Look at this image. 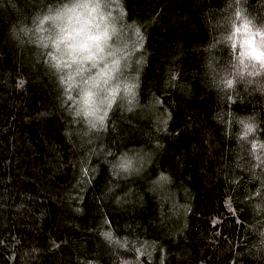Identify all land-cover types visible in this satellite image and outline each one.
Masks as SVG:
<instances>
[{"label": "trees", "instance_id": "obj_1", "mask_svg": "<svg viewBox=\"0 0 264 264\" xmlns=\"http://www.w3.org/2000/svg\"><path fill=\"white\" fill-rule=\"evenodd\" d=\"M124 2L141 30L140 106L92 137L0 6V264H264V95L226 81L240 17L264 21V0ZM125 151L138 175L115 167Z\"/></svg>", "mask_w": 264, "mask_h": 264}, {"label": "clouds", "instance_id": "obj_2", "mask_svg": "<svg viewBox=\"0 0 264 264\" xmlns=\"http://www.w3.org/2000/svg\"><path fill=\"white\" fill-rule=\"evenodd\" d=\"M0 6L15 17L9 23L8 38L32 47L46 59L60 101L66 102L68 114L82 126L85 137L106 132L118 109L124 114L138 110L146 63L136 51L138 21L128 19L124 0H43L42 4L39 0H0ZM231 35L226 25L229 46ZM235 38V58L226 78L231 81L229 88L248 82L264 95V21L242 14ZM248 40L254 41L251 47ZM237 118L245 132L247 126L252 127L251 137L259 126L258 117L248 113ZM114 163L121 174L141 172V158L135 152H123ZM253 230L256 243L264 248V225H254Z\"/></svg>", "mask_w": 264, "mask_h": 264}, {"label": "snow or ice", "instance_id": "obj_3", "mask_svg": "<svg viewBox=\"0 0 264 264\" xmlns=\"http://www.w3.org/2000/svg\"><path fill=\"white\" fill-rule=\"evenodd\" d=\"M245 27V30H247V25H245L244 26ZM239 30V29H238ZM246 43H248L249 45H250V47L253 45V43H254V41H252V40H248V41H245ZM245 55H248V54H250V53H244ZM251 54H255V53H251ZM256 59H261V57L259 56V55H256ZM262 66H264V65H262ZM228 83V85L230 86V84H231V81H228L227 82ZM253 131V129H252V127L251 126H247V131L245 132V134L247 135L249 132H252ZM162 180H167V177H163L162 176ZM105 235H110V234H105Z\"/></svg>", "mask_w": 264, "mask_h": 264}]
</instances>
